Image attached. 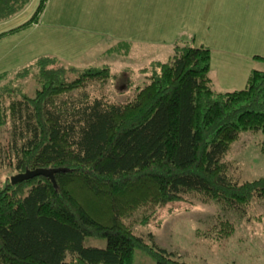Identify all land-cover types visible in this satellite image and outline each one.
<instances>
[{
  "label": "trees",
  "instance_id": "obj_1",
  "mask_svg": "<svg viewBox=\"0 0 264 264\" xmlns=\"http://www.w3.org/2000/svg\"><path fill=\"white\" fill-rule=\"evenodd\" d=\"M2 5L9 8L6 0ZM41 5L3 33L35 22ZM126 45L117 44L124 53ZM209 58L206 46L175 45L166 60L137 70L144 79L122 103L84 91L70 96L88 81L107 80V67L86 68L69 81L48 79L31 95L0 91V129L9 128L10 135L5 166L14 173L64 169L53 173L55 187L41 175L15 184L7 177L0 185V264H131L135 248L155 264H201L146 243L116 216L117 206L95 215L71 185L113 204L130 197L144 209L187 194L223 211L263 199L264 177L237 182L224 157L246 131L262 135L258 147L264 152V71L251 69L240 89L215 90ZM7 76L0 73V80ZM152 213H141L137 223L146 224ZM85 236L103 238L105 245L84 246Z\"/></svg>",
  "mask_w": 264,
  "mask_h": 264
},
{
  "label": "rangeland",
  "instance_id": "obj_2",
  "mask_svg": "<svg viewBox=\"0 0 264 264\" xmlns=\"http://www.w3.org/2000/svg\"><path fill=\"white\" fill-rule=\"evenodd\" d=\"M40 1L6 0L9 8L0 7V73H8L0 80V91L31 95L48 79L69 81L86 68L107 67V80L88 81L70 96L77 99L84 91L90 97L125 102L144 79L137 70L171 56L183 36L182 28L192 21L197 37L193 43L190 38L187 41L208 47L209 76L215 90L242 88L245 60L264 71V61L252 59L253 55L264 57V0H42L36 23L3 33L28 20ZM205 3L210 6L206 36L197 29L203 22L196 16L200 10L205 11ZM123 40L133 41L126 54L117 52L125 50L116 46ZM8 131L0 129V185L14 174L5 166ZM261 138L259 132L246 131L230 144L224 160L232 179L243 182L264 177V152L258 147ZM71 187L80 202L97 216L117 206L116 216L131 225L132 232L181 261L264 264V198L223 211L212 201L187 194L178 202L144 209L136 208L130 197L113 204L108 197L99 198L73 184ZM151 209L147 223L138 224L141 213ZM82 245L103 247L105 240L85 236ZM131 264H155V260L135 248Z\"/></svg>",
  "mask_w": 264,
  "mask_h": 264
},
{
  "label": "crops",
  "instance_id": "obj_3",
  "mask_svg": "<svg viewBox=\"0 0 264 264\" xmlns=\"http://www.w3.org/2000/svg\"><path fill=\"white\" fill-rule=\"evenodd\" d=\"M187 2H189V3H192V0H186V3ZM204 2H206V0H204ZM203 8H204V10L205 11H201L200 10V12H198V11H196V12H198L197 13V17H198V19H199V22H203V23H199V25L197 24V29L198 28H200V31L199 32H201L202 33V31H203V35L204 36H206V34L204 33V32H206L207 30H206V27L208 26V24H209V21L208 22H206L207 21V19H206V15L208 14V12H209V8H210V6L208 5V3H205L204 5H203ZM189 11H190V13H192V8L190 7L189 8ZM189 11L187 10L186 11V13H189ZM189 13V14H190ZM34 23H36V21L35 22H33V24ZM183 30H184V32L182 33V37H180L181 39L179 40L180 41V43H175V45H179V44H182V42H185V43H189L188 41H187V39L188 38H190V41H191V43H193L194 42V40L196 39V37H195V34H194V30H196V29H194V23H193V21L192 22H187L186 23V25H185V27L184 28H182ZM188 34V35H187ZM187 35V36H186ZM189 35H191L190 37H189ZM185 37H187V38H185ZM185 38V39H184ZM177 39V38H176ZM184 39V40H183ZM119 42H122V41H118L117 42V44L119 43ZM123 42H127V44L128 45H126L127 46V48H131V45H132V43H133V41H130V40H123ZM117 44H116V46H117ZM192 45V44H191ZM201 45V44H200ZM127 50L128 49H126V51H125V54H126V52H127ZM118 52V51H117ZM121 53H123L124 54V52L123 51H121ZM260 56V55H259ZM263 57V56H262ZM253 59V58H252ZM255 61H261V60H256V59H254ZM253 65V66H252ZM252 67V68H251ZM251 69H254V63H250V61L249 60H245V62L243 63V71H242V78L241 79H245V77H246V75L248 74V72L251 70ZM211 71V69H210V65H209V71H208V75H210L209 74V72ZM246 71V72H245ZM209 78H210V76H209ZM211 79V78H210ZM233 82H231L230 84H232ZM236 83H241V80L240 81H236ZM235 84V83H234ZM234 87V86H233ZM232 89H234V88H232V86L231 87H229V88H226L225 90H232ZM223 90V89H222Z\"/></svg>",
  "mask_w": 264,
  "mask_h": 264
},
{
  "label": "water",
  "instance_id": "obj_4",
  "mask_svg": "<svg viewBox=\"0 0 264 264\" xmlns=\"http://www.w3.org/2000/svg\"><path fill=\"white\" fill-rule=\"evenodd\" d=\"M61 168H35V169H26L22 172H16L9 177L10 184H15L22 180L30 179L34 176L41 175L50 180L53 187H55V181L53 178V173L62 171Z\"/></svg>",
  "mask_w": 264,
  "mask_h": 264
}]
</instances>
